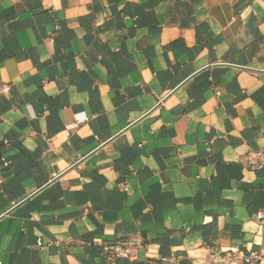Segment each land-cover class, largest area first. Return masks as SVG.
<instances>
[{"label": "crops", "instance_id": "0c3cea01", "mask_svg": "<svg viewBox=\"0 0 264 264\" xmlns=\"http://www.w3.org/2000/svg\"><path fill=\"white\" fill-rule=\"evenodd\" d=\"M263 147L264 0H0V264H264Z\"/></svg>", "mask_w": 264, "mask_h": 264}, {"label": "built area", "instance_id": "2783aa9c", "mask_svg": "<svg viewBox=\"0 0 264 264\" xmlns=\"http://www.w3.org/2000/svg\"><path fill=\"white\" fill-rule=\"evenodd\" d=\"M247 157L252 158L254 161L252 167L255 169H264V147L253 153L247 155ZM42 240H39L38 244L42 245Z\"/></svg>", "mask_w": 264, "mask_h": 264}, {"label": "water", "instance_id": "95a60500", "mask_svg": "<svg viewBox=\"0 0 264 264\" xmlns=\"http://www.w3.org/2000/svg\"><path fill=\"white\" fill-rule=\"evenodd\" d=\"M263 195H264V190H258L255 200L258 202ZM257 211H258V208H256V213Z\"/></svg>", "mask_w": 264, "mask_h": 264}]
</instances>
